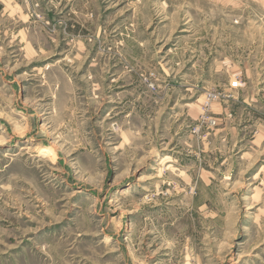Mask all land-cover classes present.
<instances>
[{"label":"rangeland","instance_id":"1","mask_svg":"<svg viewBox=\"0 0 264 264\" xmlns=\"http://www.w3.org/2000/svg\"><path fill=\"white\" fill-rule=\"evenodd\" d=\"M0 264H264V0H0Z\"/></svg>","mask_w":264,"mask_h":264}]
</instances>
